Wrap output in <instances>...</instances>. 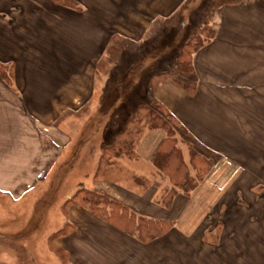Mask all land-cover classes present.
Here are the masks:
<instances>
[{
	"label": "crops",
	"instance_id": "crops-1",
	"mask_svg": "<svg viewBox=\"0 0 264 264\" xmlns=\"http://www.w3.org/2000/svg\"><path fill=\"white\" fill-rule=\"evenodd\" d=\"M73 1L69 5L59 0H0V64L12 66L13 71L6 79L0 70V190L6 180L14 181L13 193L18 199V192L30 188L39 174L7 172L5 164L45 168L49 162L39 155V127L31 121L33 117L48 121L43 128L51 142L45 149L46 156L53 159L49 172L58 165L59 148L79 150L66 120L75 105L85 102L84 81L90 77L95 80L102 50L95 46V38L96 45L100 44L99 32H95L100 16L85 15V0ZM118 1L138 10V17L133 16L130 23L155 21L160 13L166 15L165 0ZM112 2L116 6V1ZM122 17L129 19L126 13ZM212 21L217 30L215 39L195 56L196 93H188L173 79L162 84L155 97L177 116L198 147L219 157L213 170L191 195L178 193L171 207H166L163 198L168 182L154 178L151 161L165 133L147 129L137 146L135 164L131 165L133 181H110L102 175L90 179L97 189L141 214L173 221V229L144 243L85 209L62 210L75 229L55 244L69 252L72 264H199L201 257L205 264H264V207L260 205L264 195L258 199L252 190L261 186V180L255 178L261 177L260 171L253 167L260 166L264 153L259 142L264 144V0H241L222 6ZM86 37L93 39L89 51L97 59L89 66L84 63ZM70 53L77 57L72 66ZM242 68L249 72H244L241 80L236 79ZM86 70H92L91 74L86 76ZM42 87L44 97L42 90H34ZM79 87L82 93L75 91ZM69 88L75 91L71 90V99ZM92 95L94 92L88 98ZM238 114H246L245 123H238ZM59 119L62 121L57 124ZM230 135L235 145H230ZM261 135L255 141L254 136ZM249 166L255 171L254 177L244 175ZM231 169H238V175L230 177ZM139 177L150 178L152 183L144 186ZM72 193L64 192V204ZM230 208L240 209L244 216L230 223L234 227L231 232L227 228ZM220 214L224 217L214 220ZM214 222L226 226L219 232L220 224L214 226ZM209 253L211 256H207Z\"/></svg>",
	"mask_w": 264,
	"mask_h": 264
},
{
	"label": "rangeland",
	"instance_id": "rangeland-1",
	"mask_svg": "<svg viewBox=\"0 0 264 264\" xmlns=\"http://www.w3.org/2000/svg\"><path fill=\"white\" fill-rule=\"evenodd\" d=\"M35 1L41 2V0ZM115 1L116 6H112V0H85V4L82 6L85 15L100 16L98 31L95 24V32H99L100 35V44L96 45L95 38V46L97 48L101 46L103 61H101L102 65L100 64V68L96 72L95 80L90 77L84 81L87 84L85 86L87 92L85 102L75 105L73 112L69 114V119L66 120L69 122L70 135L74 137L73 139H77L75 145H79V150L63 151L59 148V155L61 156L58 165L53 171L49 172L51 169L49 166L53 164V159L46 156L45 149L48 148V144L50 145L51 142L49 133L43 128L48 121L33 117L31 121H36L39 127L36 128L39 155L44 158V162L46 160H49V162L45 163V168L14 166L11 163L5 164L3 167L7 172L13 173L35 172L39 174V177L25 192H18L21 199H18L13 193L14 181L6 180L4 188L0 190V264L62 263L60 257L52 249L50 239L57 230L70 222L61 213L62 210H64V213L67 210L70 211L72 207L83 209L79 203L68 202V204H64V192L73 191L69 198L71 199L81 184L87 188L99 190L90 179L92 175L99 172L102 178L106 177L110 181L112 179L133 181V174L130 170L131 165L135 164L136 158L122 156L113 163L112 160L111 162H104L100 168V159L104 147L115 140L117 133L127 125L129 118L136 112L137 106L151 104L156 91L162 84L168 80L179 79L180 73H177L175 63L183 43L193 37L206 24H214V21L210 19L208 10L211 0H182V2L181 0H175L173 3L172 0H165L164 11L166 15L162 16V13L159 12L160 14L155 21L144 23H130L129 20L133 16L138 17V10L134 7L124 6L121 1ZM120 12L122 14L126 13L129 19L122 17V14L120 16ZM85 25L87 28L88 24ZM127 32L130 34H127ZM115 33H119L121 36L114 38L112 43L117 51H115L114 56H110L108 51L110 45L112 47V43L110 44L108 37L116 36ZM92 40L88 37L85 39L86 54L84 63L86 66L91 65L93 60L94 62L97 60L96 55H92L89 51L93 47ZM69 55V66H72L76 63L77 57L72 53ZM11 68V66H8L6 72H1L7 79H10V74L13 73V71H10ZM247 68L249 67L247 66ZM91 72L92 70L90 72L86 70V76L90 75ZM244 72L249 71L242 68L235 78L241 80ZM168 75H172L173 79H168L170 77ZM69 76L72 77L71 72ZM197 81L198 78H195L194 83L197 84ZM38 89L42 90V96L44 97L45 88H34V90ZM71 90L74 91L69 88L70 99L73 95ZM75 91L82 93V88H75ZM93 92L94 97L92 95L88 98ZM245 116H239L238 114L237 121L239 124H242L243 121L245 123ZM61 121H58L57 124H60ZM244 128L249 130V126L245 125ZM146 130L142 131V135ZM176 134L188 162H190L189 147L207 157L211 155L214 162L218 161L219 157L216 154H208L202 150L198 147L199 143H196L188 133L178 129ZM242 136L250 137V135ZM259 137L261 138L263 135L254 136L255 141L260 139ZM229 139L231 145L234 139L231 135ZM243 142L244 144L248 143L246 140ZM259 142L264 147L263 141L259 140ZM233 144L235 145V142ZM139 161L143 163L144 160L140 158ZM253 168L257 172L260 171L258 175H261V179L255 177L261 180V186L252 188V190L255 189L254 194H256V198L258 194L259 199L264 195V153L260 157V166ZM253 168L250 166L246 168L244 175L254 177L255 171L253 173ZM228 173L229 176L231 175L230 177H235L238 175V169H231ZM152 175L156 179L162 178L156 173L155 167ZM78 180L81 182H78ZM254 181L256 180L254 179ZM77 182L78 184H76ZM260 205L264 207L263 197L260 199ZM223 215L215 216L214 220H221L224 217ZM240 218H244L240 214V209L230 208L229 226L227 227L229 232L234 229L233 224L230 223H235ZM208 223L211 224V221H208ZM217 223L220 224L218 227L220 232L226 224L223 222ZM217 223L214 222V226ZM198 248L203 249V251L206 250L203 246ZM194 255L198 256L199 254ZM207 256H211V254L209 253ZM203 258L201 257L199 264H205Z\"/></svg>",
	"mask_w": 264,
	"mask_h": 264
},
{
	"label": "trees",
	"instance_id": "trees-1",
	"mask_svg": "<svg viewBox=\"0 0 264 264\" xmlns=\"http://www.w3.org/2000/svg\"><path fill=\"white\" fill-rule=\"evenodd\" d=\"M59 1L69 5L74 3L73 0ZM240 1L211 0L208 7L210 19L213 20L217 10L222 6L235 4ZM216 32L217 30L213 24H206L193 37L183 43L179 57L176 60V71L180 75L179 79L174 80L192 95L197 91V85L194 83L196 78L195 56L204 46L212 42ZM118 36L119 34L111 36L110 44ZM115 49L112 43V47L110 45L108 51L110 56L116 54L115 51L117 50ZM0 70L2 73L7 71L2 64H0ZM10 71H12V68ZM168 76H170L168 79L172 78V75ZM144 129H161L165 133L154 151L151 161L156 173L168 181L163 200L166 207L169 208L176 194L183 193L189 196L198 189L213 170L215 162L212 158L194 150L192 147H189L190 162L185 159L176 132L178 129L184 133H188V131L177 116L154 96L151 104L137 106L136 112L129 118L127 125L117 133L115 140L104 147L100 159V168L104 162H111L112 160L113 163L122 156L137 158V146ZM99 173L96 174V177L101 175ZM139 179L140 183L144 185L152 183L150 178L139 177ZM68 202L79 203L83 209L90 211L123 232L136 236L144 243L165 236L174 227L173 221L143 215L124 202L99 190L87 188L83 184L78 187L72 198L66 201V204ZM74 229V224L68 222L63 228L57 230L50 239L51 247L60 257L61 264H72L70 255L67 250L56 246L55 242L60 237L71 234Z\"/></svg>",
	"mask_w": 264,
	"mask_h": 264
}]
</instances>
